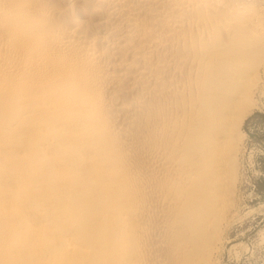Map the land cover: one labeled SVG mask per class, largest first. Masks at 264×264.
<instances>
[{"label":"bare ground","instance_id":"bare-ground-1","mask_svg":"<svg viewBox=\"0 0 264 264\" xmlns=\"http://www.w3.org/2000/svg\"><path fill=\"white\" fill-rule=\"evenodd\" d=\"M263 72L264 0H0V264H219Z\"/></svg>","mask_w":264,"mask_h":264},{"label":"rangeland","instance_id":"rangeland-1","mask_svg":"<svg viewBox=\"0 0 264 264\" xmlns=\"http://www.w3.org/2000/svg\"><path fill=\"white\" fill-rule=\"evenodd\" d=\"M255 100L257 107L241 125L243 138L236 170L237 207L224 235L219 264H264V87Z\"/></svg>","mask_w":264,"mask_h":264}]
</instances>
